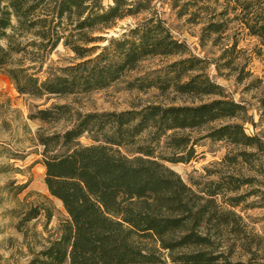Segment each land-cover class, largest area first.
Masks as SVG:
<instances>
[{
	"label": "trees",
	"instance_id": "obj_1",
	"mask_svg": "<svg viewBox=\"0 0 264 264\" xmlns=\"http://www.w3.org/2000/svg\"><path fill=\"white\" fill-rule=\"evenodd\" d=\"M191 4H184L183 15ZM225 4L215 10L218 21L203 28V43L228 31L225 19L233 11L234 20L261 41L256 53L264 58V0ZM152 9L151 0H114L108 6L102 0H0V70L21 95L88 94L111 87L150 58L178 57L130 81L128 89L213 98L191 105L147 103L123 112L82 113L67 104L32 112L33 121L69 123L64 131L37 136L45 184L69 218L60 237L28 264H246L230 260L223 248L232 253L239 245L251 252L235 209L246 199L240 192L257 182L244 172L264 175V141L246 133L240 123L249 122L246 106L210 78L209 60L194 56ZM144 12L149 16L121 37L103 36L118 21ZM61 44L76 61L52 64L42 80ZM237 54L234 43L219 60L231 68ZM83 137L92 144H83ZM204 139L226 142L229 151L209 174L216 180L190 185L167 163H190ZM39 215L31 210L26 221Z\"/></svg>",
	"mask_w": 264,
	"mask_h": 264
},
{
	"label": "rangeland",
	"instance_id": "obj_2",
	"mask_svg": "<svg viewBox=\"0 0 264 264\" xmlns=\"http://www.w3.org/2000/svg\"><path fill=\"white\" fill-rule=\"evenodd\" d=\"M102 1L105 6L114 2ZM151 1V13H156L164 20L173 36L185 42L194 56L209 60L207 73L210 78L225 89L229 99L246 106L249 122L240 121L244 124L246 133L250 136L256 135L264 141V58L258 57L256 53L261 48V41L251 36L240 21H235V13L230 11L225 19L228 22V31L220 37L206 36L203 43V28L213 20L218 21L213 17L217 14L215 10L221 12L226 0H182L177 5L176 0ZM187 1L193 4L188 7L186 15H183V6ZM203 7H208L211 11L205 13ZM148 16L149 13L144 12L120 20L115 28L103 36L121 37ZM234 43L237 44V56L240 58L233 67L228 68L223 65L226 61H220L219 57ZM104 45L106 44L100 43V46ZM177 59L178 57L150 58L138 70L104 90L43 99L21 95L12 80L0 70V264H28L49 242L60 237L61 225L69 218L62 202L52 197L47 189L44 180L45 167L41 163L43 147L37 140L38 132H61L69 127V123L44 124L30 120V114L37 109L62 104L88 113L123 112L147 103L169 104L172 100L176 105H191L193 102L199 104L201 101L212 100L211 97L193 100L171 91L164 96L157 89L148 92L128 89L130 81L162 69ZM51 60L40 74L42 80L47 78L52 64L54 67H61L76 61L75 54L62 44L52 54ZM241 75H245L246 79L240 80ZM81 142L85 145L92 144L86 137ZM196 150L197 157L190 163L167 165L190 185L216 180L215 175L209 174L220 169L217 163L228 153V144L204 139L199 141ZM260 163L264 169V154L261 155ZM244 173L257 178L255 185L246 186L240 192L246 199L235 209L242 217L241 226L251 241V252L243 251L239 245L232 253L227 247L223 250L226 254H231L230 260L233 262L264 264V175L246 171ZM23 187L25 188L22 189ZM31 210H38L40 215L26 221Z\"/></svg>",
	"mask_w": 264,
	"mask_h": 264
}]
</instances>
